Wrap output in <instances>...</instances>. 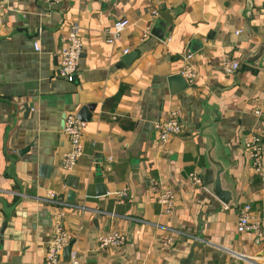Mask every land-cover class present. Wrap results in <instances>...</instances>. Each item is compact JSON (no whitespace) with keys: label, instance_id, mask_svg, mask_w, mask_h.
<instances>
[{"label":"crops","instance_id":"1","mask_svg":"<svg viewBox=\"0 0 264 264\" xmlns=\"http://www.w3.org/2000/svg\"><path fill=\"white\" fill-rule=\"evenodd\" d=\"M120 18L131 24L110 43ZM160 18L163 39L152 33ZM73 25L84 48L68 81L59 50ZM188 53L196 79L172 92L169 79L183 74ZM231 60L240 68L227 74ZM83 107L84 153L68 171L65 115ZM257 109L264 110V0H0V264H44L58 225L81 264H181L194 243L191 264H248L236 254L264 262V235L237 231L246 203L264 221V181L247 150L252 134L264 135ZM172 111L182 131L162 143L155 122ZM213 161L224 167L230 207L203 185L208 170L221 169ZM163 187L176 192L170 212L158 200ZM123 191L129 196L119 200ZM50 192L63 204L49 203ZM114 230L126 244L102 247L100 237Z\"/></svg>","mask_w":264,"mask_h":264},{"label":"built area","instance_id":"2","mask_svg":"<svg viewBox=\"0 0 264 264\" xmlns=\"http://www.w3.org/2000/svg\"><path fill=\"white\" fill-rule=\"evenodd\" d=\"M59 1V0H56ZM113 1V0H104ZM159 15V12H155ZM131 22L128 18H120L113 24L112 30L108 32V42L114 43L122 36L124 30L130 26ZM151 35L150 31H146L145 36ZM36 50H41L38 42L34 43ZM84 42L77 25H73L71 29L62 37V42L59 50L60 62V77L73 81L79 70V64L82 57ZM128 52V50H125ZM193 54L188 53L186 56V66L183 74L186 76L189 83L196 79V72L193 65L189 62ZM240 68V63L236 60L226 62L224 71L227 74L237 72ZM255 113L264 117V110L257 109ZM87 123L78 118L75 112H68L65 115L63 131L69 140V149L63 155L61 166L65 170L72 171L79 159L84 153V134ZM155 129L159 134V140L162 143H167L171 138L182 131V121L178 111L170 112L166 119L155 122ZM247 150L253 162V168L257 175L261 176L264 181V135L261 133H254L249 138L247 143ZM111 161V159L109 160ZM197 184H202L203 179L197 174L190 176ZM159 184L152 181V188ZM129 194L123 191L118 194V199L128 198ZM158 200L167 212H170L176 202V192L171 188H162L159 192ZM48 201L51 204H63L55 196V192H50ZM237 231L240 234L252 233L256 237H263L264 235V221L256 218L252 214V206L250 203L244 204L238 213ZM71 235L60 225L56 226L54 234L47 241L46 255L44 264H81L80 253L77 249H73L70 259L66 261L63 257L66 246L70 243ZM127 242V236L119 230H114L100 237V245L102 247L120 248ZM173 242L171 236L164 240L166 246H170ZM238 258L246 261L248 264H264L258 262L252 256L243 254H236Z\"/></svg>","mask_w":264,"mask_h":264},{"label":"water","instance_id":"3","mask_svg":"<svg viewBox=\"0 0 264 264\" xmlns=\"http://www.w3.org/2000/svg\"><path fill=\"white\" fill-rule=\"evenodd\" d=\"M162 17H164L165 20H167L168 22L171 21V19H169L168 17V12L166 11L165 6L162 7ZM162 20L161 18L157 21V26L154 27L153 30V34L161 39L164 38V33L162 32L163 28L160 26ZM135 54L130 55V57H134ZM170 82V86H171V90L172 92H178L180 90H183L185 88H187L189 86V81L183 76V74H175L173 76H171V78L169 79ZM180 83V84H179ZM32 105H30L31 107ZM29 108V107H28ZM90 108V107H88ZM92 108V107H91ZM78 118L82 121H87L90 118V114L88 113V109L87 107H83V109L77 114ZM29 149V147L21 150L19 153L23 154L24 152H26ZM214 164H217L221 167V169L214 175V172L210 169L207 172V178L204 181L203 185L205 186V188L213 195V196H217L223 203L227 204V207H230L231 205H229L232 201H233V194L232 191L230 190H224L223 189V185H222V180H221V175L224 173V167L221 165V163H215L213 161ZM203 179V178H202ZM69 180H73V177H71ZM212 184V185H211ZM100 187H103V184H98ZM74 188H76V185H73ZM102 194H106V190H103ZM75 196L76 193L73 191L70 193V197L69 200L72 202H75ZM73 245L74 242L71 241L65 248L64 250V259L66 261H68L70 259V255L71 252L73 250ZM197 245V243H194L190 254L186 257L183 258L181 261V264H191L194 258V247ZM91 264H96V263H91Z\"/></svg>","mask_w":264,"mask_h":264}]
</instances>
